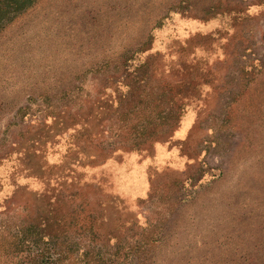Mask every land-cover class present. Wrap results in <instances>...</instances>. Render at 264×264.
<instances>
[{
	"label": "rangeland",
	"instance_id": "1",
	"mask_svg": "<svg viewBox=\"0 0 264 264\" xmlns=\"http://www.w3.org/2000/svg\"><path fill=\"white\" fill-rule=\"evenodd\" d=\"M29 224L62 264H264V0L0 19V264Z\"/></svg>",
	"mask_w": 264,
	"mask_h": 264
},
{
	"label": "trees",
	"instance_id": "2",
	"mask_svg": "<svg viewBox=\"0 0 264 264\" xmlns=\"http://www.w3.org/2000/svg\"><path fill=\"white\" fill-rule=\"evenodd\" d=\"M36 0H3L0 9V19L7 18L9 12L16 13L21 11ZM62 231L51 229L45 225L29 224L21 229V239L18 241V249L28 254L26 258L30 264H62L66 259L64 237L60 235ZM69 246L73 243H68ZM84 256L90 255L89 251Z\"/></svg>",
	"mask_w": 264,
	"mask_h": 264
}]
</instances>
